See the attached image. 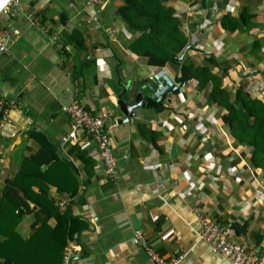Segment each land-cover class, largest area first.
Returning a JSON list of instances; mask_svg holds the SVG:
<instances>
[{"label": "crops", "instance_id": "obj_1", "mask_svg": "<svg viewBox=\"0 0 264 264\" xmlns=\"http://www.w3.org/2000/svg\"><path fill=\"white\" fill-rule=\"evenodd\" d=\"M17 2L19 10L10 20L19 34L11 53H0V97L8 107L0 125V179L12 177L23 158L47 155L37 133L55 145V160L41 163L45 176L35 178L31 190L36 194L47 186L55 204L68 198L67 207L84 223L75 233L84 255L70 264H157L135 230L165 258L185 252L177 264H232L199 238L195 208L228 224L230 238L264 249V189L258 185L264 186V170L251 164L249 147L231 135L221 118L225 109L207 100L209 88L185 80L177 93H167L162 109L137 108L127 121L118 122L123 113L116 100L117 70L131 82L133 102L137 92L151 96V87L143 83L153 71L164 69L174 79L177 64L147 63L128 48L135 33L116 14L118 0ZM165 3L173 6L187 44L193 45L183 59L200 63L211 56L224 86L242 85L264 101V0ZM224 14L239 25L223 24ZM8 21L0 15V25ZM74 28L81 31L82 45L68 39ZM54 33L61 34L56 43L49 39ZM72 101L94 111L115 109L117 123L110 132L117 179L105 175L92 148L80 147L92 159L86 169L77 143H61L69 129L65 107ZM29 204L33 210L17 225L24 237L34 220L44 217L33 201Z\"/></svg>", "mask_w": 264, "mask_h": 264}, {"label": "trees", "instance_id": "obj_2", "mask_svg": "<svg viewBox=\"0 0 264 264\" xmlns=\"http://www.w3.org/2000/svg\"><path fill=\"white\" fill-rule=\"evenodd\" d=\"M116 14L124 21L126 28L135 33L128 48L147 63L164 65L172 62L173 56L179 55L187 44V36L179 24L175 9L165 0H118ZM244 14L240 16V19ZM222 23L229 28L239 25L237 18L230 14L222 16ZM81 31L74 28L69 34L70 41L83 44ZM56 43V42H55ZM183 59V57H182ZM119 63L120 59L118 60ZM212 57L205 56L203 61L195 63L183 59L180 74L185 80L193 79L200 85L207 86V100L217 103L225 111L221 118L237 143L246 144L251 152L250 162L253 166L264 170V101L249 94L238 85L233 90L223 85V73L213 71ZM148 86L153 89L149 81ZM0 110V117H1ZM141 128L145 125L140 123ZM43 138L44 144L38 154L23 158L17 172L10 178L0 179V260L3 264H62L63 254L70 238L81 227L79 216L72 214L69 207L60 212L57 204L49 196L48 187L41 186L38 193L31 190L32 181L38 176L43 162L55 160L56 149L43 133H37ZM77 146L78 154L85 161V168L92 166V159L84 157L86 149ZM51 152V153H47ZM44 213L39 222L34 220L31 233L24 237L18 231L17 225L22 215L31 212L34 206ZM54 223H49L50 218ZM77 222V225L75 223ZM81 255H84L83 247Z\"/></svg>", "mask_w": 264, "mask_h": 264}, {"label": "built area", "instance_id": "obj_3", "mask_svg": "<svg viewBox=\"0 0 264 264\" xmlns=\"http://www.w3.org/2000/svg\"><path fill=\"white\" fill-rule=\"evenodd\" d=\"M18 4L17 0H7L3 8H0V15L4 14L9 19L7 23L0 25V53L10 54V45L18 37L19 32L10 20L17 14ZM60 37L61 34L54 33L50 35L49 39L50 42L55 43ZM149 81L153 84L151 97L157 101L175 83L164 69L153 71L143 86L148 85ZM7 108L4 99L0 97L2 113L0 125L7 119ZM65 110L69 116V129L61 136V143H77L81 148H92V151L102 159L105 175L111 180L117 179V156L113 151L110 132L111 126L117 123L115 109L103 107L94 111L77 101H72L65 107ZM199 121L202 125L204 124L202 119ZM258 185L262 187L263 191L264 186L261 181H258ZM68 204V198L57 200V206L61 210H65ZM195 213L200 222L199 238L208 244L212 252L222 254L232 264H264V249L251 246L244 240L230 238L231 227L228 224L218 223L201 208H195ZM135 236L148 257L157 264H177L185 255V252H180L165 258L154 250L140 230H135ZM81 248L79 237L74 234L67 243L62 264H70L73 258L81 257Z\"/></svg>", "mask_w": 264, "mask_h": 264}, {"label": "water", "instance_id": "obj_4", "mask_svg": "<svg viewBox=\"0 0 264 264\" xmlns=\"http://www.w3.org/2000/svg\"><path fill=\"white\" fill-rule=\"evenodd\" d=\"M193 47L192 44H187L184 49L181 51L179 55L173 56L171 61L177 64L176 75L174 76V84L166 91L160 100H155L151 96H143V93L137 92L134 95V101L131 102L129 99L128 91L131 86L130 81H126L123 76L120 74L119 70H117V89L116 92V100L119 110L123 113V117L119 118L118 122H125L129 119L130 116L134 114V109L141 108V107H152L156 110H160L164 106V102L166 99V95L168 92L177 93L184 85L185 79L180 74V65L181 59L186 51L187 48Z\"/></svg>", "mask_w": 264, "mask_h": 264}, {"label": "clouds", "instance_id": "obj_5", "mask_svg": "<svg viewBox=\"0 0 264 264\" xmlns=\"http://www.w3.org/2000/svg\"><path fill=\"white\" fill-rule=\"evenodd\" d=\"M5 3H7V0H0V8H3Z\"/></svg>", "mask_w": 264, "mask_h": 264}]
</instances>
